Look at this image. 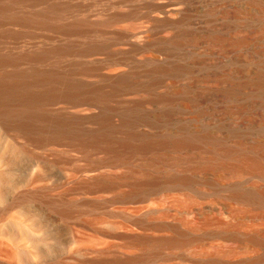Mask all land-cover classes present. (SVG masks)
Segmentation results:
<instances>
[{"label":"bare ground","instance_id":"obj_1","mask_svg":"<svg viewBox=\"0 0 264 264\" xmlns=\"http://www.w3.org/2000/svg\"><path fill=\"white\" fill-rule=\"evenodd\" d=\"M192 1L0 0V237L9 234L6 221L20 230L10 246L14 253L37 254L38 201L67 218L75 203L68 195L75 190L111 191V200L125 202L190 185L194 174L223 168L229 157L240 162L238 171L258 169L264 175L262 157L246 162V154L224 148L223 137L213 131L240 111L264 110V95L258 92L264 67L243 82L215 68L200 72L207 64L202 54H225L248 39L227 35L229 25L219 27L211 17L202 24L192 21ZM252 3L257 19L264 20V0ZM258 35H264V27ZM246 85L255 87L252 102L232 105ZM199 140L214 148L210 156ZM62 141L91 160L77 186L69 183L68 171L50 168L72 156L37 151ZM254 147L264 149V144ZM120 166L126 170L112 169ZM70 239L62 258L72 252ZM132 239L157 250L188 241Z\"/></svg>","mask_w":264,"mask_h":264},{"label":"rangeland","instance_id":"obj_2","mask_svg":"<svg viewBox=\"0 0 264 264\" xmlns=\"http://www.w3.org/2000/svg\"><path fill=\"white\" fill-rule=\"evenodd\" d=\"M189 13L194 22L211 17L219 27L222 23L229 25L227 35L248 39L242 47H228L229 52L225 54H202L200 57L207 64L200 72L215 68L231 81L243 82L256 76L260 67H264V35H258L260 27H264V20L257 19L259 12L252 0H193ZM254 88L244 86L231 104L251 103L249 95ZM258 92L264 95V87ZM261 111H240V114L229 116L223 129L216 126L213 129L223 137V147L240 155L246 154V162L254 157H262L264 161V149L254 150L255 143L264 144V110ZM242 119L244 125H238ZM236 135L243 136L244 140L240 142ZM68 144L66 141L48 144L38 147L37 151L50 157L72 156L74 159L70 162H54L50 168L52 172L65 175V170L68 171L69 183L77 186L82 167L91 160ZM197 144L203 151H208V156L210 150H214L201 140ZM216 157L222 158L221 155ZM227 161L223 168L195 172L194 182L190 185L170 186L125 202L111 200V191L85 194L75 190L68 195V198L74 197L75 203L67 218L59 217L56 211L38 201L37 241H34L37 258L13 252L10 246L20 230L11 221H6L9 234L6 238L0 237V264H45L49 259L54 260L50 264H264V175L258 169L238 171L240 162L236 158L229 157ZM103 169L111 168H100ZM112 169L120 173L126 167ZM53 194L57 193L54 191ZM92 203L96 205L90 207ZM98 216L104 220L94 221ZM137 235L146 238L180 237L188 241L181 247L148 249L143 241H132V236ZM67 236L71 238L72 252L62 258Z\"/></svg>","mask_w":264,"mask_h":264}]
</instances>
